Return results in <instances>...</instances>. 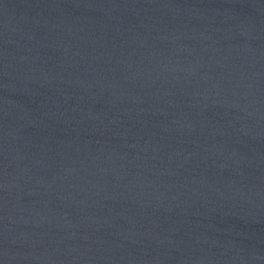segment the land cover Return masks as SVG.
Segmentation results:
<instances>
[{
    "label": "water",
    "instance_id": "1",
    "mask_svg": "<svg viewBox=\"0 0 264 264\" xmlns=\"http://www.w3.org/2000/svg\"><path fill=\"white\" fill-rule=\"evenodd\" d=\"M0 264H264V0H0Z\"/></svg>",
    "mask_w": 264,
    "mask_h": 264
}]
</instances>
